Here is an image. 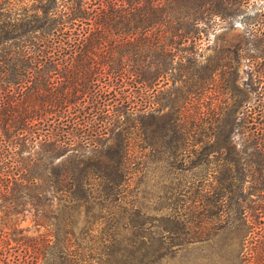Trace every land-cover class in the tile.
Wrapping results in <instances>:
<instances>
[{
	"label": "trees",
	"instance_id": "16d2710c",
	"mask_svg": "<svg viewBox=\"0 0 264 264\" xmlns=\"http://www.w3.org/2000/svg\"><path fill=\"white\" fill-rule=\"evenodd\" d=\"M73 3L58 13L41 9L21 15L6 9L0 0V214L11 218L30 205L39 215L38 226L55 220L51 241L58 247L59 258L87 264L82 252L71 250L77 246L72 241L78 220L87 217L94 206L99 216L105 203L117 211L122 209L125 191L140 172L135 167L149 159L152 148V132L133 130L127 112L151 108V91L160 85L178 53L191 52L201 41L200 24L205 26L212 18L231 23L242 3ZM253 45L257 52L253 58L258 61L250 84L262 102L250 112L251 151L243 163L235 156L213 173L216 186L201 196L203 205L198 212L207 211L209 196L219 213L231 201L242 202L246 186L264 202V30L263 38ZM232 47L242 48L240 44ZM233 107L237 109L236 102ZM113 128H120L115 135L119 141L108 147V164L90 169L87 152L111 139L105 136ZM70 151L76 155L67 156ZM63 156L71 166L56 163ZM177 221L184 227L190 222ZM10 225L8 230L14 226ZM250 229L253 248L249 249V262L264 264V232L256 233L253 224ZM162 231L169 232L166 227ZM189 237V243H196L208 239L209 234ZM143 255L150 257L149 252ZM100 257L103 254L89 256ZM36 260L32 257L25 264H36Z\"/></svg>",
	"mask_w": 264,
	"mask_h": 264
},
{
	"label": "rangeland",
	"instance_id": "374dc122",
	"mask_svg": "<svg viewBox=\"0 0 264 264\" xmlns=\"http://www.w3.org/2000/svg\"><path fill=\"white\" fill-rule=\"evenodd\" d=\"M73 1L2 0L6 9L21 15L41 9L58 13L72 7ZM238 1L242 6L233 22L212 18L199 25L201 41L191 52L178 53L151 91V108L127 112L133 130L152 132V148L149 159L135 167L140 172L125 191L122 209L105 203L99 216L94 206L87 217L73 219L77 227L72 242L77 246L71 250L82 252L87 264H250V226L256 233L264 232V202L258 193L246 186L245 199L229 202L220 213L209 196L207 211L197 210L207 188L216 186L213 173L223 162L235 156L241 163L248 159L250 112L262 102L253 94L250 75L258 61L253 58L257 55L253 43L263 38L264 0ZM238 44L242 48H230ZM119 132L120 128H113L105 136L111 139L86 153L90 169L108 164L106 152L118 143ZM56 163L72 165L65 156ZM20 209L11 218L0 214V264H25L32 257L36 264H71L59 258L58 247H53L55 220L38 226L39 215L30 205ZM164 215L169 219H162ZM177 217L192 223L184 227ZM10 224L14 226L8 230ZM165 227L168 233H163ZM13 230L17 233L4 234ZM200 232L209 238L188 242L190 235ZM145 252L150 257L142 258ZM97 254L103 257L89 258Z\"/></svg>",
	"mask_w": 264,
	"mask_h": 264
}]
</instances>
